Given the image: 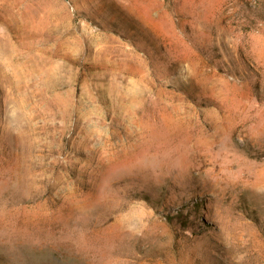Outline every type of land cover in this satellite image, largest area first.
<instances>
[{"label": "rangeland", "instance_id": "1", "mask_svg": "<svg viewBox=\"0 0 264 264\" xmlns=\"http://www.w3.org/2000/svg\"><path fill=\"white\" fill-rule=\"evenodd\" d=\"M0 264H264V0H0Z\"/></svg>", "mask_w": 264, "mask_h": 264}, {"label": "bare ground", "instance_id": "2", "mask_svg": "<svg viewBox=\"0 0 264 264\" xmlns=\"http://www.w3.org/2000/svg\"><path fill=\"white\" fill-rule=\"evenodd\" d=\"M260 60V59H259ZM221 114V113H220ZM253 119V118H252ZM245 123V122H244ZM255 143V142H254ZM234 166V165H233ZM72 249V248H71ZM91 254V253H90Z\"/></svg>", "mask_w": 264, "mask_h": 264}]
</instances>
